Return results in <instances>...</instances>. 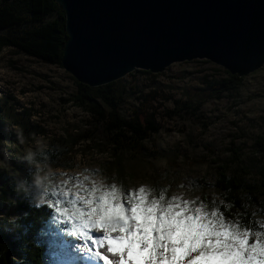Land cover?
<instances>
[{
	"label": "rangeland",
	"instance_id": "374dc122",
	"mask_svg": "<svg viewBox=\"0 0 264 264\" xmlns=\"http://www.w3.org/2000/svg\"><path fill=\"white\" fill-rule=\"evenodd\" d=\"M24 22L0 30V42L23 35L32 25L20 0H9ZM2 1L0 0V3ZM46 17L45 20L52 19ZM229 72L205 59L174 62L163 71L136 69L112 87L124 116L153 118L156 133L145 150L114 151L101 128L69 100L75 78L60 63H46L9 45L0 46V173L27 187L31 204L61 199L67 204L93 186L115 184L126 191L145 186L167 197L228 207L212 186L221 167L241 166L250 191L243 192L251 224L264 225V64L234 87L214 92ZM152 151L159 152L152 155ZM31 162H30V160ZM71 210V205H67ZM198 206V205H197ZM57 236L67 234L52 221ZM60 243L68 264H97L71 235Z\"/></svg>",
	"mask_w": 264,
	"mask_h": 264
},
{
	"label": "water",
	"instance_id": "95a60500",
	"mask_svg": "<svg viewBox=\"0 0 264 264\" xmlns=\"http://www.w3.org/2000/svg\"><path fill=\"white\" fill-rule=\"evenodd\" d=\"M61 66L96 87L136 69L205 59L245 76L264 64V0H54Z\"/></svg>",
	"mask_w": 264,
	"mask_h": 264
},
{
	"label": "snow or ice",
	"instance_id": "6c2138e0",
	"mask_svg": "<svg viewBox=\"0 0 264 264\" xmlns=\"http://www.w3.org/2000/svg\"><path fill=\"white\" fill-rule=\"evenodd\" d=\"M156 191L93 186L86 196L66 194L67 204L48 203L49 219L97 264H264V225L163 189L153 198Z\"/></svg>",
	"mask_w": 264,
	"mask_h": 264
},
{
	"label": "trees",
	"instance_id": "16d2710c",
	"mask_svg": "<svg viewBox=\"0 0 264 264\" xmlns=\"http://www.w3.org/2000/svg\"><path fill=\"white\" fill-rule=\"evenodd\" d=\"M0 3V30L21 25L24 18L9 0ZM14 1V0H13ZM25 6L32 25L23 35L0 42L13 46L30 57L46 63H60L65 33L64 15L54 0H20ZM53 16L50 20L46 17ZM146 71V70H145ZM240 77L230 74L226 80L215 82L214 92L232 88ZM116 81L90 87L76 82L77 90L69 100L88 113L94 127L108 138L114 151L130 150L140 154L145 150L143 141L159 130L153 118L141 119L137 115L121 114L112 87ZM152 151L151 154H158ZM212 186L225 196L228 207L218 206L226 214L243 218L251 224V210L243 192L251 193V185L245 180V170L236 165L229 173L221 167ZM52 210L46 204H31L27 187L21 181L0 173V264H68L66 258H52V252L60 250L59 244L69 243L71 238L63 233L57 236L49 219Z\"/></svg>",
	"mask_w": 264,
	"mask_h": 264
},
{
	"label": "clouds",
	"instance_id": "9594fccd",
	"mask_svg": "<svg viewBox=\"0 0 264 264\" xmlns=\"http://www.w3.org/2000/svg\"><path fill=\"white\" fill-rule=\"evenodd\" d=\"M29 160H30V158H29ZM30 162H31V160H30Z\"/></svg>",
	"mask_w": 264,
	"mask_h": 264
}]
</instances>
